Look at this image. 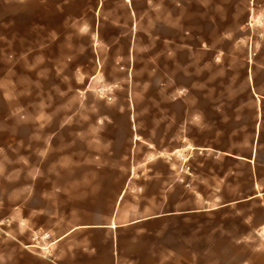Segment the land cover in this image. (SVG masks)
Here are the masks:
<instances>
[{"label":"rangeland","instance_id":"1","mask_svg":"<svg viewBox=\"0 0 264 264\" xmlns=\"http://www.w3.org/2000/svg\"><path fill=\"white\" fill-rule=\"evenodd\" d=\"M100 2L93 27L97 0H0V264L48 257L47 242L34 240L47 233L23 223V243L12 233L11 207L23 202L32 176L51 185L73 174L64 165L90 163L91 153L120 156L132 126L140 154L156 144L157 163L177 165L185 179L181 166L194 160L201 171L200 150L189 163L186 155L203 142L202 116L211 123L218 103L264 97V0ZM36 15L43 26L29 29L27 17ZM241 209L225 212L224 226L218 213L195 214L187 239L178 225L176 251L157 249V264H264V238L248 234V207Z\"/></svg>","mask_w":264,"mask_h":264},{"label":"crops","instance_id":"2","mask_svg":"<svg viewBox=\"0 0 264 264\" xmlns=\"http://www.w3.org/2000/svg\"><path fill=\"white\" fill-rule=\"evenodd\" d=\"M102 7L97 0L93 27L101 23ZM121 8L128 18L134 16L130 6ZM42 20L28 16L27 27L43 26ZM97 63L100 67L99 56ZM259 102L218 103L211 123L202 116L203 142L187 148L186 155L189 163L200 150L201 171L193 160L181 166L185 179H179L177 165L157 163L156 144L145 143L148 149L140 154L143 145L132 126L120 156L112 149L107 155L91 153L90 163L64 165L63 171L73 174L54 178L51 185L32 176L24 185L23 202L11 207L12 233L23 243L18 231L23 223L35 234L50 235L43 264H157V249L175 252L178 225L185 223L180 238L187 239L188 220L193 222L195 214L218 213L217 224L224 226L225 212L239 216L248 207V234L264 238V97ZM225 104L233 108L231 115L222 114Z\"/></svg>","mask_w":264,"mask_h":264},{"label":"built area","instance_id":"3","mask_svg":"<svg viewBox=\"0 0 264 264\" xmlns=\"http://www.w3.org/2000/svg\"><path fill=\"white\" fill-rule=\"evenodd\" d=\"M186 169V171H188V172H190V168L189 167H186L185 168ZM49 238H50V235H48V234H45V235H40V236H38V235H36L35 237H34V240L37 242V243H44V242H47V240H49ZM47 247H42V249H46Z\"/></svg>","mask_w":264,"mask_h":264}]
</instances>
